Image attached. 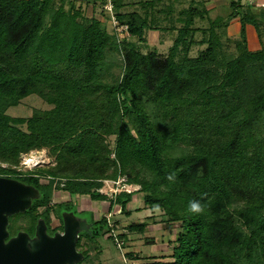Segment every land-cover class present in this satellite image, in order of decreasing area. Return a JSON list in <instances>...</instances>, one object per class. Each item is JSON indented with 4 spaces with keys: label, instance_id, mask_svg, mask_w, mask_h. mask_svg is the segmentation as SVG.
<instances>
[{
    "label": "trees",
    "instance_id": "16d2710c",
    "mask_svg": "<svg viewBox=\"0 0 264 264\" xmlns=\"http://www.w3.org/2000/svg\"><path fill=\"white\" fill-rule=\"evenodd\" d=\"M86 1L94 10L97 1ZM112 5L136 40H118L75 0H0V176L40 192L26 213L29 226L17 221L9 230L31 232L40 218L50 224L55 207L73 209L71 201L51 204L56 190L108 201L110 212L119 206L126 215L142 193L174 238L171 252L128 251L133 264H264V7L231 0L208 26H195L208 9H184L186 21L163 55L147 47V32L161 28L148 12ZM234 20L237 38L226 30ZM250 26L257 49L249 46ZM195 45L202 47L193 54ZM113 53L122 58L110 60ZM31 94L50 106L28 117L8 113ZM44 148L52 163L23 170V155ZM121 178L139 188L101 191L105 180ZM192 200L203 215L189 211ZM150 219L118 237L145 233ZM94 224L95 234L107 215Z\"/></svg>",
    "mask_w": 264,
    "mask_h": 264
},
{
    "label": "rangeland",
    "instance_id": "374dc122",
    "mask_svg": "<svg viewBox=\"0 0 264 264\" xmlns=\"http://www.w3.org/2000/svg\"><path fill=\"white\" fill-rule=\"evenodd\" d=\"M76 6L82 4L83 11L87 15L97 14L102 21L107 24V28L111 34H116L118 40H122L128 37L132 40H136L129 35V31L125 28L124 24H120L118 19L114 20L116 15L115 9L112 10L113 0H107L103 4L101 0L97 1V7L93 10L92 6L87 4L86 0H75ZM123 3L120 11H138L142 14L148 12L152 25H156L161 28L152 29L147 32V47L149 50H157L163 55H167L170 47L172 46L179 27L183 26L186 21L187 15H182L181 11L191 7H197L199 10L208 9V13H204V19L198 17L195 26H208L209 18H214L217 15H226L230 11L231 0H119ZM148 1V2H146ZM252 3L253 10L259 12L264 7V0H248ZM68 5V4H67ZM228 36L237 38L240 36V23L238 20H234L227 27ZM201 36L198 32L197 38ZM249 46L252 49L261 47L260 36L253 27H249L248 33ZM264 40V35H263ZM202 45H195L192 53L196 54L198 49ZM122 56L116 53L110 55V60H119ZM112 71L119 73L120 68L114 65ZM50 105L38 94H31L24 98L19 105L12 106L8 109V113L12 116L28 117L32 114L34 108L46 109ZM31 157V158H30ZM33 159V160H32ZM32 162H31V161ZM34 161V162H33ZM53 161L49 155L47 149L33 150L28 154H24L22 158V169L31 170L37 167L46 166ZM121 178L117 181L105 180L104 186L101 189L102 192H106L112 195L113 192H119L122 189L136 190L139 188L137 185H125ZM45 180V179H44ZM74 200V209L79 210V204L86 210L83 212L69 211L73 216H77L88 222L87 235L82 234V240L79 244V248L84 250L83 261L79 264H133L135 261L131 260L127 256L128 251H137L141 257L149 255H160L164 252H171L170 247L168 249V242L174 238V235L169 231V223L163 221L161 216L162 212L159 209L149 208L142 197V193H136L133 200L129 204V208L132 210V214L126 215L120 213L119 206H114V209L110 212L108 201H95L92 200L89 195H69L67 191L56 190L53 194V202H62L71 198ZM58 206L55 207V213H59ZM28 211V210H27ZM25 212H19L10 216V225L12 223H19L17 227L29 226V220ZM61 211V210H60ZM62 210V214H64ZM52 225L57 226L59 220L57 215L52 214ZM107 215L109 224H105L98 229V232L94 234L95 228L98 226L93 223V220H98ZM152 215H155L156 222L150 219ZM149 220L150 226L145 233L129 232L128 241L120 239L117 234L123 232V228L132 222H142ZM119 220V221H117ZM115 226L111 231L110 226ZM12 228V227H11ZM14 228V227H13ZM82 231V230H81ZM84 231V230H83ZM82 231V232H83ZM87 236V238H86ZM148 239H155L156 244H147ZM124 241V242H123ZM123 242V243H121ZM82 252V253H83ZM77 264V263H76Z\"/></svg>",
    "mask_w": 264,
    "mask_h": 264
},
{
    "label": "water",
    "instance_id": "95a60500",
    "mask_svg": "<svg viewBox=\"0 0 264 264\" xmlns=\"http://www.w3.org/2000/svg\"><path fill=\"white\" fill-rule=\"evenodd\" d=\"M39 195L31 184L0 176V264H76L83 260L76 242L88 222L71 213H64L62 233L48 234L45 219L40 218L35 236L25 231L10 236V216L27 211Z\"/></svg>",
    "mask_w": 264,
    "mask_h": 264
},
{
    "label": "flooded vegetation",
    "instance_id": "af4514ba",
    "mask_svg": "<svg viewBox=\"0 0 264 264\" xmlns=\"http://www.w3.org/2000/svg\"><path fill=\"white\" fill-rule=\"evenodd\" d=\"M71 198H69V200H66V201H62V202H53V200H52V202H51V204L53 205V206H55V205H58V204H63V203H67V202H73V204H74V200H72L73 198H72V196H70ZM75 205V204H74ZM54 208V207H53ZM79 210H74V208L73 209H69V210H66V208L65 209H63V208H59V211L61 212V214H56L55 212H53L52 214H54V215H57V218H58V220H59V224L57 225V226H53L52 225V217H51V222H50V224H47V232H48V234H50V235H54V234H56L57 232H60V233H62V232H64V214H62V210H64V212H66V213H70L69 211H73V213H75V212H83V211H85L86 209L85 208H82L81 206H80V204H79ZM54 210V209H53ZM53 216V215H52ZM75 217H77V216H75ZM77 218H79V217H77ZM80 220H82V218H79ZM93 223H94V220H93ZM19 231H25V232H27L31 237H33V236H35V234H36V231H37V225L35 226V228H34V230L33 231H31V232H29L27 229H20ZM18 231V232H19ZM84 232H86L87 233V231L86 230H84L83 232L82 231H80V233H79V235H78V239H77V242H76V247H77V250L78 251H80V252H83L84 250H82L81 248H79V244L81 243V240H82V234H84V235H86V233H84ZM14 235H16V233H14V234H12L11 233V231H10V236H14ZM86 238H87V236H86ZM84 253V252H83ZM83 261V260H82ZM82 261H80V262H78L77 264H79V263H81Z\"/></svg>",
    "mask_w": 264,
    "mask_h": 264
},
{
    "label": "clouds",
    "instance_id": "9594fccd",
    "mask_svg": "<svg viewBox=\"0 0 264 264\" xmlns=\"http://www.w3.org/2000/svg\"><path fill=\"white\" fill-rule=\"evenodd\" d=\"M168 179L174 181V179H175L174 174H170L168 176ZM188 207H189V211L192 214L203 215L205 213V207L198 200L190 201Z\"/></svg>",
    "mask_w": 264,
    "mask_h": 264
},
{
    "label": "built area",
    "instance_id": "2783aa9c",
    "mask_svg": "<svg viewBox=\"0 0 264 264\" xmlns=\"http://www.w3.org/2000/svg\"><path fill=\"white\" fill-rule=\"evenodd\" d=\"M112 6H113V5H112ZM113 18H114V20L117 19L115 16H114ZM125 28L127 29V26H126V25H125Z\"/></svg>",
    "mask_w": 264,
    "mask_h": 264
},
{
    "label": "bare ground",
    "instance_id": "6f19581e",
    "mask_svg": "<svg viewBox=\"0 0 264 264\" xmlns=\"http://www.w3.org/2000/svg\"><path fill=\"white\" fill-rule=\"evenodd\" d=\"M31 158V157H30ZM33 160V159H32ZM31 161V160H30ZM32 162V161H31ZM34 162V161H33Z\"/></svg>",
    "mask_w": 264,
    "mask_h": 264
},
{
    "label": "crops",
    "instance_id": "0c3cea01",
    "mask_svg": "<svg viewBox=\"0 0 264 264\" xmlns=\"http://www.w3.org/2000/svg\"><path fill=\"white\" fill-rule=\"evenodd\" d=\"M259 1H262V0H259Z\"/></svg>",
    "mask_w": 264,
    "mask_h": 264
}]
</instances>
